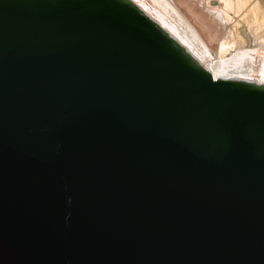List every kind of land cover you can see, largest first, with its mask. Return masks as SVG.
<instances>
[{
  "label": "water",
  "instance_id": "1",
  "mask_svg": "<svg viewBox=\"0 0 264 264\" xmlns=\"http://www.w3.org/2000/svg\"><path fill=\"white\" fill-rule=\"evenodd\" d=\"M0 264H264V91L125 0H0Z\"/></svg>",
  "mask_w": 264,
  "mask_h": 264
},
{
  "label": "bare ground",
  "instance_id": "2",
  "mask_svg": "<svg viewBox=\"0 0 264 264\" xmlns=\"http://www.w3.org/2000/svg\"><path fill=\"white\" fill-rule=\"evenodd\" d=\"M215 78L264 91L263 0H125Z\"/></svg>",
  "mask_w": 264,
  "mask_h": 264
},
{
  "label": "rangeland",
  "instance_id": "3",
  "mask_svg": "<svg viewBox=\"0 0 264 264\" xmlns=\"http://www.w3.org/2000/svg\"><path fill=\"white\" fill-rule=\"evenodd\" d=\"M264 1V0H263Z\"/></svg>",
  "mask_w": 264,
  "mask_h": 264
}]
</instances>
